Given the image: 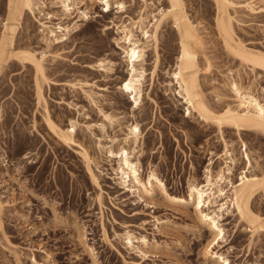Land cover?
Here are the masks:
<instances>
[{"label":"rangeland","instance_id":"1","mask_svg":"<svg viewBox=\"0 0 264 264\" xmlns=\"http://www.w3.org/2000/svg\"><path fill=\"white\" fill-rule=\"evenodd\" d=\"M4 1L0 0V24ZM124 1L126 16L134 19L144 9L151 12L167 7L166 0ZM211 2L183 0L189 18L200 22L199 31L206 42L200 59L203 63L207 60L208 66L199 74L204 98L215 109L233 105L232 95L225 85L230 78L240 80L243 87L252 85L264 98V72H252L223 49L214 25L215 6ZM237 2L249 3L253 12L237 10L235 35L246 47L264 52V0ZM46 12L60 14L58 9L50 7ZM89 12L91 19L88 23H80L68 45L52 48L53 54L60 55L58 60L49 57L45 63L47 77L61 85L42 86L52 113L63 124H67L69 118L80 123L99 120L83 93L73 92L64 84L83 80L105 88L107 91L99 92L102 96L98 97L97 105L123 117L124 126L133 121L141 125L144 134L141 175L144 177L151 168L168 193L186 195L187 181L192 177L203 183L208 161L219 156L223 146L216 128L208 127L196 117L185 118V106L165 91V83L169 81L167 72L174 68L178 52L174 30L167 25L159 31L160 66L151 88L148 87L149 76L144 86L153 102L143 96L141 111L131 118L127 97H119L117 90L126 65L115 47L114 40L118 37L115 27L108 29L124 18L116 14V9L101 13L99 5L90 7ZM58 22L53 20L54 24ZM27 24L29 36L27 38L22 25L16 48L44 50L39 25L33 19ZM149 52L145 58L147 69L152 63ZM104 59L115 64L111 76L83 68ZM60 102L64 104L59 105ZM36 103L31 68L11 65L3 71L0 78V199L9 202L1 216L0 264H31V256L37 264H205L200 252L210 236L205 229H195L191 210L175 208L161 201L159 196L152 205L124 192L113 180L111 167L101 157L100 166L106 175H101L98 187H94L75 149L55 145L41 122L42 109ZM67 103L77 105L81 112L70 109ZM108 132L111 134V130ZM93 133L100 135L97 130ZM87 134L85 140L95 150V138ZM222 136L233 145L238 158L243 149L241 140L253 164L257 161L258 168L254 169H264V136L242 132L238 138L233 130H224ZM220 166L222 162L216 160L212 170ZM234 167L231 180L237 181L245 163L239 160ZM98 196L101 206L97 203ZM252 205L264 216V195L256 196ZM223 224L230 235L227 255L231 264H264L263 233L250 238L245 225L235 216L226 217ZM77 230L83 231L85 244L92 251L79 244ZM126 231L137 238L132 240L131 246L122 237ZM140 237L147 241L144 246L140 245ZM15 253L19 255V263Z\"/></svg>","mask_w":264,"mask_h":264},{"label":"bare ground","instance_id":"2","mask_svg":"<svg viewBox=\"0 0 264 264\" xmlns=\"http://www.w3.org/2000/svg\"><path fill=\"white\" fill-rule=\"evenodd\" d=\"M85 1L5 0L2 6L4 15L0 24V78L3 71L11 65H17L23 69L31 68L36 104L42 109L41 122L53 137L57 147L75 149L83 161L89 181L94 187H98L99 177L106 175L100 166L99 157H101L111 167L113 180L124 192L152 205H155V197L159 196L161 201L175 208L183 211L191 210L195 229L198 231L205 229L210 236L200 252L205 264H231L227 255L228 249H230L228 247L230 235L223 224L226 217L235 216L238 222L245 225L250 238L259 233L264 234V216L252 205L256 196L264 195V169H254L258 168L255 164L257 161L253 164L250 152L247 151L248 149L240 140L241 138L239 140L243 149L239 153V158L235 156L233 145L223 139L222 132L233 130L238 138L242 132L264 136V98L254 91L252 85L243 87L240 80L230 78L227 79L225 85L228 87L227 91L232 95L234 104H227L222 109H215L207 102L199 81L200 72L208 66L206 59V61L203 60L205 63L200 59L204 55V43L206 42L199 31L200 22L189 18L183 0H166V8H157L151 12H147L148 8L144 9L135 19L126 16L127 7L124 0ZM210 1L215 6L214 25L223 49L233 59L238 60L239 64L249 67L252 72L256 70L264 72V52L246 47L234 31L236 18L234 15L237 10L245 9L248 12H253L252 6L249 3H238L237 0ZM93 5L101 6L103 14L116 9V14L120 17L122 15L124 18L119 24L108 29L115 27L118 35L114 40L115 47L121 52V58L126 65V71L123 73L125 75L123 78H119L117 90L120 92L119 97H127L125 100H127V104H130L131 118L134 117L135 112L141 111L143 96L153 102L152 98L148 97L149 92H146L148 89L146 90L144 86L148 81L147 76H149L148 87L151 88L152 79L160 66V57L157 51L159 31L163 27L171 25L170 27L175 32L178 52L174 68L169 70L171 72H167L169 81L165 83L167 87L165 91L173 94L181 101L180 104L185 106V118L196 117L199 122L208 127L216 128L223 146L221 154L208 161L204 170L203 183H199L191 177L187 181V193L184 196L168 193L162 180L151 168L144 177L141 175L140 158L144 137L141 125L137 121H133L124 126L123 117L110 111H104L100 105H97L98 97L102 96L99 92H105V88L83 80L64 84L73 92L83 93L88 105L99 116V120H94V122L91 120L88 123H80L77 119L69 118L67 124H63L64 122L56 119L48 105L42 86L46 85L51 88V86L61 85L47 77L45 63L49 57L53 61L58 60L60 55L53 54L52 48L68 45V40L79 30L80 23H88L91 19L89 10ZM49 7L58 9L60 14L46 12ZM96 17L103 18L101 15ZM32 19L40 27L41 40L45 46V49L40 52L30 48H16L19 28L24 25L28 38L29 26L27 23ZM53 20L59 22L54 24ZM71 20L74 22L70 23ZM149 51L152 53V63L151 68L147 69L145 58ZM94 63L85 65L83 68L99 71L105 76H111L113 73L115 64L112 60L104 59ZM61 104L64 102L59 103V105ZM67 107L78 109L77 105L72 103H67ZM77 111L81 112V110ZM95 130L100 133L99 136H94L93 131ZM108 130H111V134ZM86 132L95 138V150L86 142ZM117 133L122 134L118 135ZM216 160H220L222 166L213 171L212 165ZM239 160L244 161L245 167L237 181H232V171H234L235 163ZM100 198V196L97 197L99 206L102 205ZM7 201L0 199V232L2 234L1 216L9 202ZM77 231L79 244L84 249H89L85 244L83 231ZM122 237L129 246L133 245L132 240L137 239L128 231L124 232ZM140 238L142 241L140 245L144 246L147 241L145 242L144 237ZM18 256L15 253L17 263L20 261ZM37 263L31 256V264Z\"/></svg>","mask_w":264,"mask_h":264}]
</instances>
